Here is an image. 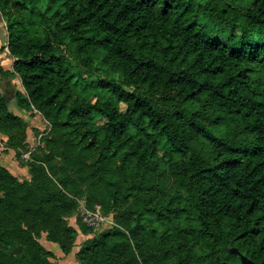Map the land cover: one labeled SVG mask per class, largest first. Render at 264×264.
<instances>
[{
	"label": "trees",
	"instance_id": "obj_1",
	"mask_svg": "<svg viewBox=\"0 0 264 264\" xmlns=\"http://www.w3.org/2000/svg\"><path fill=\"white\" fill-rule=\"evenodd\" d=\"M0 15L16 106L120 212L81 230L78 264H241L231 249L264 264V0H0ZM25 127L0 96V133ZM58 185L28 196L0 168V264H53L41 230L76 247L78 188Z\"/></svg>",
	"mask_w": 264,
	"mask_h": 264
},
{
	"label": "rangeland",
	"instance_id": "obj_2",
	"mask_svg": "<svg viewBox=\"0 0 264 264\" xmlns=\"http://www.w3.org/2000/svg\"><path fill=\"white\" fill-rule=\"evenodd\" d=\"M4 25L5 22L0 15V40L2 41L0 44V96L3 97L7 94L8 86L13 87L15 90L10 94L8 93V99H10L8 103L10 104L13 103L12 99L14 100L15 93L23 90L17 78L1 76V74L11 71L13 63L7 51V43H5L6 30ZM80 69L83 72L90 70L85 67ZM9 110L14 113L11 108ZM18 117L26 125L24 132L11 137L0 133V168L6 170L19 184L26 186L28 188L27 195L32 197H39L48 191L59 188L58 183L62 179L68 178L75 181L78 190L76 191L77 194L71 197L75 203L74 215L65 220L70 227L77 231L76 247L92 237V235H83L82 229L97 234L115 226L120 212L106 213L104 207L97 203L98 200L91 184L84 181L83 174L77 173L75 168L70 167L64 161V138L55 133L48 122L36 111H22ZM161 146H163L162 141ZM4 197L6 198V195L0 189V199ZM90 214L98 215L101 220ZM2 217L11 226L20 220L16 213L7 209L4 210ZM24 224L26 223H22L23 227H25ZM47 226L50 229H55V231L58 229L56 222H51ZM13 228L17 229V225ZM39 230L41 229H36L34 232ZM46 233L42 230L39 232V241L46 240ZM71 262H73L72 256ZM53 264H65V262L58 261L57 263L55 259Z\"/></svg>",
	"mask_w": 264,
	"mask_h": 264
},
{
	"label": "crops",
	"instance_id": "obj_3",
	"mask_svg": "<svg viewBox=\"0 0 264 264\" xmlns=\"http://www.w3.org/2000/svg\"><path fill=\"white\" fill-rule=\"evenodd\" d=\"M5 38H6V32H5ZM1 42L2 41L0 40V44H1ZM11 62H12V60H11ZM11 69H12V67H11ZM14 90L15 89L13 87H10V86L7 87V94L4 97L8 100V102H10V99H8L9 98L8 95L11 92H13ZM12 101H13V103L12 102L10 104L8 103L9 108H11V110L14 111L15 115H17V116L21 115L22 111L18 109V107L16 106L15 101L13 99H12ZM39 242L46 250H48L54 254V256L56 257L57 263H58V261L59 262L64 261L65 264H78V262L76 261L75 255L78 252L80 245L78 247H74L72 252L69 255H63L57 245L52 244L50 242H47L46 240H40ZM71 256L73 258V262H71Z\"/></svg>",
	"mask_w": 264,
	"mask_h": 264
},
{
	"label": "water",
	"instance_id": "obj_4",
	"mask_svg": "<svg viewBox=\"0 0 264 264\" xmlns=\"http://www.w3.org/2000/svg\"><path fill=\"white\" fill-rule=\"evenodd\" d=\"M230 253L236 255L239 258L241 264H256L245 256H243L242 254H240L236 249H231Z\"/></svg>",
	"mask_w": 264,
	"mask_h": 264
},
{
	"label": "built area",
	"instance_id": "obj_5",
	"mask_svg": "<svg viewBox=\"0 0 264 264\" xmlns=\"http://www.w3.org/2000/svg\"><path fill=\"white\" fill-rule=\"evenodd\" d=\"M90 215H91V214H90ZM91 216H94V217L97 218L98 220H101V219L99 218V216L96 215V214H92Z\"/></svg>",
	"mask_w": 264,
	"mask_h": 264
}]
</instances>
